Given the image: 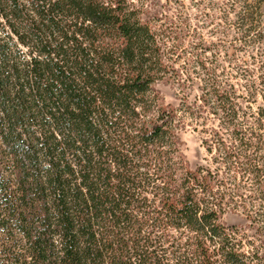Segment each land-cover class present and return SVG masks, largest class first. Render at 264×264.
Masks as SVG:
<instances>
[{
    "label": "trees",
    "instance_id": "trees-1",
    "mask_svg": "<svg viewBox=\"0 0 264 264\" xmlns=\"http://www.w3.org/2000/svg\"><path fill=\"white\" fill-rule=\"evenodd\" d=\"M190 1L0 0V264H264V0Z\"/></svg>",
    "mask_w": 264,
    "mask_h": 264
},
{
    "label": "rangeland",
    "instance_id": "rangeland-1",
    "mask_svg": "<svg viewBox=\"0 0 264 264\" xmlns=\"http://www.w3.org/2000/svg\"><path fill=\"white\" fill-rule=\"evenodd\" d=\"M186 7H184V11L188 13L191 16V19L193 23L200 24L202 22V14L199 13V10L191 4L190 0H182ZM209 0H203L202 4V9L207 10V4ZM220 5H223L224 2L230 3V0H218ZM166 3V0H148L149 4V11L147 14L150 12V14H154L157 12H162L164 10V4ZM252 5V4H251ZM253 8V7H252ZM237 11L242 12L244 11L243 7L240 4H237ZM211 13H214L219 20V10H211ZM200 15V18L197 19L196 17ZM258 14V13H257ZM202 16V17H201ZM256 17V16H255ZM258 18V23L264 26V3L261 5V13L257 15ZM236 21H237V16L235 15L234 12L230 13L228 21L223 22V26H225V29L228 30V37L225 38V46L227 49L230 51H233V45H242L249 52H254L255 48L252 46H247L245 44V41L240 42L239 39H234L237 35V27H236ZM250 25V24H248ZM246 28L248 26H245ZM254 32L251 33L253 35ZM209 38V37H207ZM212 39V38H209ZM244 44V45H243ZM241 54H245L244 51H242ZM157 89L161 92V95L166 103H170L173 105H178L179 100H178V89L176 88L175 84L172 81H161L157 83L156 85ZM200 129V128H199ZM180 139L182 142V150L186 156V159L189 163V165L192 168H195L199 164L206 163L205 157H206V151L204 147L201 144V133L198 129L195 128V125L192 124H187L185 128L180 129L179 131ZM223 220L225 223L229 225H236L239 227H244L246 224L249 223V221L246 219L245 215L241 212L238 211H226L225 215L223 216ZM2 235L0 233V242L2 240Z\"/></svg>",
    "mask_w": 264,
    "mask_h": 264
}]
</instances>
